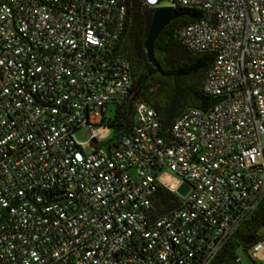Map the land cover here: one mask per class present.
<instances>
[{
	"label": "built area",
	"instance_id": "1",
	"mask_svg": "<svg viewBox=\"0 0 264 264\" xmlns=\"http://www.w3.org/2000/svg\"><path fill=\"white\" fill-rule=\"evenodd\" d=\"M141 3L202 11L175 34L214 52L213 102L164 130L139 100L106 147L94 126L131 85L128 0H0V264H209L264 194V0ZM159 185L179 199L161 212ZM263 246L264 225L245 251Z\"/></svg>",
	"mask_w": 264,
	"mask_h": 264
},
{
	"label": "trees",
	"instance_id": "2",
	"mask_svg": "<svg viewBox=\"0 0 264 264\" xmlns=\"http://www.w3.org/2000/svg\"><path fill=\"white\" fill-rule=\"evenodd\" d=\"M128 2L125 27L117 43V50L129 60L131 85L123 98L113 102V115L102 118V122L105 121L113 127L107 139L98 141V144L106 147L130 130L135 103L139 100L145 101L156 111L164 130L184 108H206L213 102V98L202 92L200 85L214 52L191 51L175 34L177 26L200 18L202 11L195 7H175L178 16L162 28L152 44L156 68L147 60L142 45L152 9L141 3V0ZM178 201V196L173 191L163 185L158 186L155 203L159 212L177 204ZM263 225L264 194L209 264H240V258L235 260L238 248L245 251L249 243L244 244L243 240L249 236L257 238Z\"/></svg>",
	"mask_w": 264,
	"mask_h": 264
},
{
	"label": "water",
	"instance_id": "3",
	"mask_svg": "<svg viewBox=\"0 0 264 264\" xmlns=\"http://www.w3.org/2000/svg\"><path fill=\"white\" fill-rule=\"evenodd\" d=\"M178 16V12L176 9L169 5H159L153 7L151 11L150 23L147 28L146 35L143 40V48L147 56V60L157 68V64L152 55V44L159 32L162 28L173 18ZM95 142V138L92 139ZM187 190V185L182 182L178 184L175 188V191L179 195H184ZM253 239V236H249L248 238L243 240L244 244H248Z\"/></svg>",
	"mask_w": 264,
	"mask_h": 264
},
{
	"label": "rangeland",
	"instance_id": "4",
	"mask_svg": "<svg viewBox=\"0 0 264 264\" xmlns=\"http://www.w3.org/2000/svg\"><path fill=\"white\" fill-rule=\"evenodd\" d=\"M114 105L115 104L113 102H109L106 104V109L104 111L105 118L113 115ZM112 131L113 127L105 121L95 124L94 126L96 139L100 141L107 139ZM74 136L79 141H85L88 136V130L85 127H80L75 130ZM164 174L165 173L162 171L161 180H165L166 182L170 181V179L167 178ZM237 253L240 258V264H254V262H264V246L256 252L253 258H250V256L242 248H238Z\"/></svg>",
	"mask_w": 264,
	"mask_h": 264
},
{
	"label": "bare ground",
	"instance_id": "5",
	"mask_svg": "<svg viewBox=\"0 0 264 264\" xmlns=\"http://www.w3.org/2000/svg\"><path fill=\"white\" fill-rule=\"evenodd\" d=\"M167 178H169L170 179V181H168V182H166L165 180V182L167 183V184H169V186H173V184H174V180L170 177V176H168L167 174H164Z\"/></svg>",
	"mask_w": 264,
	"mask_h": 264
}]
</instances>
